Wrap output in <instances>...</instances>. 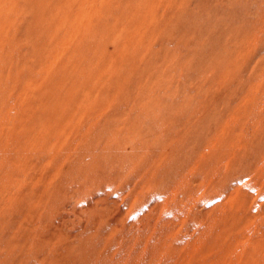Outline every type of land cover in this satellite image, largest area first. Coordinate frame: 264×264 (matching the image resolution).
Returning <instances> with one entry per match:
<instances>
[{"label":"rangeland","instance_id":"1","mask_svg":"<svg viewBox=\"0 0 264 264\" xmlns=\"http://www.w3.org/2000/svg\"><path fill=\"white\" fill-rule=\"evenodd\" d=\"M0 264H264V0H0Z\"/></svg>","mask_w":264,"mask_h":264}]
</instances>
